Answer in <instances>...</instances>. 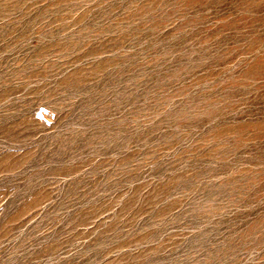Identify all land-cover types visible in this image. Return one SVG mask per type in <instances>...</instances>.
<instances>
[{"label":"rangeland","instance_id":"374dc122","mask_svg":"<svg viewBox=\"0 0 264 264\" xmlns=\"http://www.w3.org/2000/svg\"><path fill=\"white\" fill-rule=\"evenodd\" d=\"M0 264H264V0H0Z\"/></svg>","mask_w":264,"mask_h":264}]
</instances>
